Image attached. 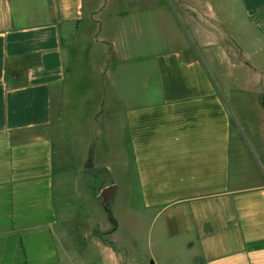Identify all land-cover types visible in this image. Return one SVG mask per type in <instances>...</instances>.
Here are the masks:
<instances>
[{
  "label": "crops",
  "instance_id": "1",
  "mask_svg": "<svg viewBox=\"0 0 264 264\" xmlns=\"http://www.w3.org/2000/svg\"><path fill=\"white\" fill-rule=\"evenodd\" d=\"M139 2L0 0V264H72L64 241L135 264L131 187L152 264H264V178L234 177L221 96L264 87V0Z\"/></svg>",
  "mask_w": 264,
  "mask_h": 264
},
{
  "label": "rangeland",
  "instance_id": "2",
  "mask_svg": "<svg viewBox=\"0 0 264 264\" xmlns=\"http://www.w3.org/2000/svg\"><path fill=\"white\" fill-rule=\"evenodd\" d=\"M121 2L124 4L140 3L139 0H121ZM145 24V20L141 17V26ZM125 27L129 29V24L126 23ZM242 76L236 86L243 84L251 75ZM251 77L254 78L253 80L257 79L254 74ZM236 86L232 85L230 89L221 90V96L228 101L229 107L233 108L238 115H242V119H236L235 128L232 130V170L235 178L257 180L264 178V87L244 92L246 90H242L241 87L236 88ZM234 103L237 104L234 105ZM120 191L123 192L121 187ZM130 191L129 201L127 197H124V193L119 195L118 201H115V207L120 211L118 212L120 214L118 239L123 246L122 251L126 263L152 264V253L157 254L154 249L152 250V211L142 210L143 202L137 195L136 187H131ZM62 243L65 249L67 246L69 248V253H66L71 258L72 264H112L113 258L117 257L111 254L112 250L111 253L100 254L99 250L90 248L89 242L79 247L78 251L71 249L66 241ZM92 254L93 258L98 254L99 258L96 261L93 260ZM171 259L177 260V264H186L187 261V257L182 254H176Z\"/></svg>",
  "mask_w": 264,
  "mask_h": 264
},
{
  "label": "water",
  "instance_id": "3",
  "mask_svg": "<svg viewBox=\"0 0 264 264\" xmlns=\"http://www.w3.org/2000/svg\"><path fill=\"white\" fill-rule=\"evenodd\" d=\"M167 2L169 3L170 5V2L169 0H167ZM177 20H178V23L180 24L181 28L183 29L189 43L191 44L192 48L196 51L192 41L190 40L187 32L185 31L182 23L180 22V20L178 19L177 17ZM115 191H116V187L114 185H111V186H108V187H105L104 189H102L100 191V194H99V197H100V206L102 207V209L104 211H106L108 213V219L110 220L111 219V211H110V201L112 200L114 194H115Z\"/></svg>",
  "mask_w": 264,
  "mask_h": 264
}]
</instances>
